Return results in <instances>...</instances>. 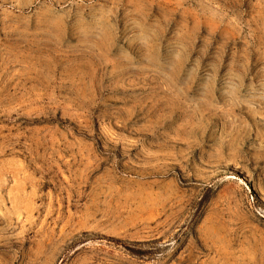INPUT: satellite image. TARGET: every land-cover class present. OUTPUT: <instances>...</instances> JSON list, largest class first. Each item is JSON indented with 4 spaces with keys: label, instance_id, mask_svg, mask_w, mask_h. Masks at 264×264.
<instances>
[{
    "label": "rangeland",
    "instance_id": "1",
    "mask_svg": "<svg viewBox=\"0 0 264 264\" xmlns=\"http://www.w3.org/2000/svg\"><path fill=\"white\" fill-rule=\"evenodd\" d=\"M0 264H264V0H0Z\"/></svg>",
    "mask_w": 264,
    "mask_h": 264
}]
</instances>
